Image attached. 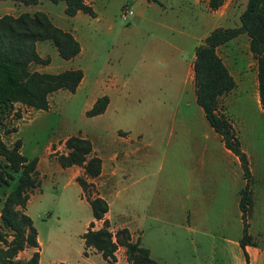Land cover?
<instances>
[{"label":"rangeland","instance_id":"1","mask_svg":"<svg viewBox=\"0 0 264 264\" xmlns=\"http://www.w3.org/2000/svg\"><path fill=\"white\" fill-rule=\"evenodd\" d=\"M85 2L94 17L81 11L77 17L66 15L64 1L26 5L0 0V17L43 12L80 43V53L66 60L51 40L37 42L38 54L49 62L32 63L30 71L83 72L74 92L59 89L47 95L46 110L20 102L0 106L1 141L9 150L18 144L28 160L37 158L38 182L29 191L25 212L37 230L39 248H26L19 257L38 250L39 264H129L122 246L110 262L84 245L92 213L75 181L84 170L57 161L68 151L66 139L79 136L89 139L92 154L103 160V174L87 180L94 184L91 196L99 193L110 206L106 218L112 234L126 227L135 240L140 226L142 245L159 264H197V256L202 250L209 255L210 246L200 242L202 235L188 231V213L205 236L241 237L239 199L245 180L237 158L195 101L187 63L211 30L240 24L247 0H223L215 10L208 0ZM216 51L235 81L220 97L218 113L227 117L247 154L252 173L248 233L264 249V108L257 62L245 33ZM103 95L109 97L106 110L88 116L86 111ZM0 168L8 175L0 179L1 210L20 171L14 172L3 156ZM97 221L94 229L102 224Z\"/></svg>","mask_w":264,"mask_h":264},{"label":"trees","instance_id":"2","mask_svg":"<svg viewBox=\"0 0 264 264\" xmlns=\"http://www.w3.org/2000/svg\"><path fill=\"white\" fill-rule=\"evenodd\" d=\"M23 4H36L39 0H14ZM64 1V12L73 17L81 11L92 17L95 12L85 0H50ZM223 0H208L209 8H219ZM240 24L236 27H216L211 30L194 50L192 64L195 101L201 107L206 120L220 136L224 147L238 160L245 180L240 191L239 210L242 219V236L238 240L243 251L244 264H249L246 245L256 246L248 233V216L252 207L251 181L252 173L247 154L240 146V141L227 117L218 113L219 99L229 93L235 81L225 63L217 53V48L241 33L249 38V49L257 62V82L259 102L264 108V0H247L244 10L239 15ZM51 40L58 54L66 60L77 56L81 50L80 43L70 32L53 25L43 12L33 15L23 13L17 17L4 15L0 17V106H9L15 102L23 103L35 109H48L47 95L59 89L74 92L83 78L80 68L67 69L58 73L30 71L29 66L47 64L48 58H41L36 50V43ZM109 100L106 95L97 98L92 107L86 111L88 116L105 111ZM67 153L57 156L61 167L79 166L84 175H77L75 181L81 187L88 201L92 217L102 222L94 229V221L88 223L82 235L86 248L92 247L106 261H115L118 246L125 248L129 264H159L150 256L149 249L142 246L139 239L133 240L126 227L116 230L113 235L105 214L109 204L105 198L95 192L93 182L87 178H96L102 169V160L93 155L89 139L70 136L65 141ZM15 144L8 149L0 139V156L5 157L10 168L19 172L16 187L6 196L0 210V264H39L40 253L32 252L28 258H20L19 253L26 248H39L37 230L31 217L25 212L29 191L37 185V158L28 160L18 151ZM8 175L0 168V179ZM11 177V176H10ZM65 264V263H62Z\"/></svg>","mask_w":264,"mask_h":264},{"label":"crops","instance_id":"3","mask_svg":"<svg viewBox=\"0 0 264 264\" xmlns=\"http://www.w3.org/2000/svg\"><path fill=\"white\" fill-rule=\"evenodd\" d=\"M78 13L75 15V17H77ZM195 47H194V49H195ZM194 49L192 51V55L189 56V62L187 63V64H189V66H190V64H191V66L193 64V60L195 57ZM191 69H192V67H191ZM190 77L192 79L191 81H189L190 86H193V71H192V75H190ZM185 80H186V76H185ZM186 82H187V80H186ZM108 105H109V102H108L107 106ZM103 170H104V167H103V160H102V169H101L100 175L103 174ZM109 211H110V206H109L108 212L105 214V217H107L108 219H109ZM136 216L138 219L140 218L139 214H137ZM189 216L191 217L190 213H188V216H187L188 231L202 235L201 237L199 236L200 242L203 243V245H204V243L206 244V242H207V244L210 246L209 255L203 254V250H202L201 251L202 254H200V256H197V258H196L197 264H202V263L204 264V261L207 262V264H244L243 251L240 248L239 243H238L240 236L238 238H233V239H231L229 237H225V236H222V237L215 236V235L208 236V234L205 236L206 232L203 230V226L200 225L197 220L195 222L192 221L193 218L190 219ZM92 220L95 221L94 223H98V221L93 219V217H92ZM92 220H90V221H92ZM135 232L138 235L137 237H135V240L139 239L140 243L142 245L141 234L143 231L141 230V227L140 226L137 227ZM205 237H207V238H205ZM90 248L94 249L92 247H88V249H90ZM245 250L249 256V264H264V249L263 248L259 247L258 245H256V246L246 245ZM93 251H96V250L94 249ZM149 252H150V256H151V250L150 249H149ZM97 253L98 252L96 251V254ZM98 255H100V253H98ZM156 262L158 263V261H156Z\"/></svg>","mask_w":264,"mask_h":264},{"label":"built area","instance_id":"4","mask_svg":"<svg viewBox=\"0 0 264 264\" xmlns=\"http://www.w3.org/2000/svg\"><path fill=\"white\" fill-rule=\"evenodd\" d=\"M128 13L130 14V13H132V11L129 10Z\"/></svg>","mask_w":264,"mask_h":264}]
</instances>
